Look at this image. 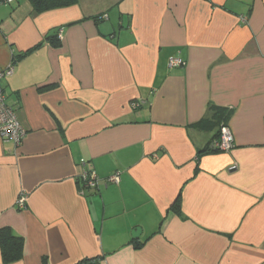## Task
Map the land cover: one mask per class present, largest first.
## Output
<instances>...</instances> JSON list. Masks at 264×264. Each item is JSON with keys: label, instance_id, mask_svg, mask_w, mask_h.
<instances>
[{"label": "crops", "instance_id": "0c3cea01", "mask_svg": "<svg viewBox=\"0 0 264 264\" xmlns=\"http://www.w3.org/2000/svg\"><path fill=\"white\" fill-rule=\"evenodd\" d=\"M9 66L26 134L0 136V228L25 243L8 264H264V0H0ZM211 106L229 151L199 152Z\"/></svg>", "mask_w": 264, "mask_h": 264}, {"label": "built area", "instance_id": "2783aa9c", "mask_svg": "<svg viewBox=\"0 0 264 264\" xmlns=\"http://www.w3.org/2000/svg\"><path fill=\"white\" fill-rule=\"evenodd\" d=\"M106 16V15H105ZM185 62L181 57L173 56L170 59V66H181ZM13 73V66L7 67L0 72V136L5 140H11L19 145L26 134V129L20 123L16 111L13 106L7 104L4 89L2 88V79ZM219 136L214 139L213 147L219 151H229L235 146L234 134L229 125L220 126ZM100 177L94 170H84L79 175V181L82 191L86 189H96L100 186ZM121 179L118 172L108 178L111 182H119ZM26 196L19 199L20 206H24Z\"/></svg>", "mask_w": 264, "mask_h": 264}, {"label": "trees", "instance_id": "16d2710c", "mask_svg": "<svg viewBox=\"0 0 264 264\" xmlns=\"http://www.w3.org/2000/svg\"><path fill=\"white\" fill-rule=\"evenodd\" d=\"M33 9L36 12H44L56 8H63L74 5L77 3V0H29ZM48 39L53 45H58L59 40L54 36H48ZM211 108H214L211 106ZM216 110V115L218 117V124L219 122L223 121L220 126L228 125L226 122L228 120V113H225L226 110L221 108H214ZM195 125H204L205 127H210V123L205 120H201L200 122L196 123ZM220 126L218 132L216 133L215 139L219 136ZM209 151L214 152H221L219 149L214 148L213 146L208 145L207 147L201 149L200 153H205ZM24 239L22 236L16 235L13 230L8 227H1L0 228V246L2 251L3 264L12 263L22 259L24 255ZM102 258H85L79 261L77 264H100Z\"/></svg>", "mask_w": 264, "mask_h": 264}, {"label": "water", "instance_id": "95a60500", "mask_svg": "<svg viewBox=\"0 0 264 264\" xmlns=\"http://www.w3.org/2000/svg\"><path fill=\"white\" fill-rule=\"evenodd\" d=\"M141 233V228H136L134 231H133V236L137 238V236H139Z\"/></svg>", "mask_w": 264, "mask_h": 264}]
</instances>
